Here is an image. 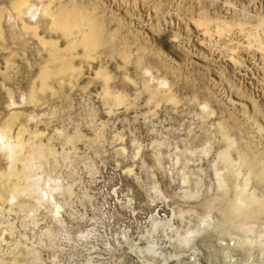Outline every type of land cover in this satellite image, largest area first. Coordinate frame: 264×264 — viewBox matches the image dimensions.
Here are the masks:
<instances>
[{
    "label": "rangeland",
    "instance_id": "374dc122",
    "mask_svg": "<svg viewBox=\"0 0 264 264\" xmlns=\"http://www.w3.org/2000/svg\"><path fill=\"white\" fill-rule=\"evenodd\" d=\"M6 126L62 222L0 152V264H264V0H0Z\"/></svg>",
    "mask_w": 264,
    "mask_h": 264
},
{
    "label": "bare ground",
    "instance_id": "6f19581e",
    "mask_svg": "<svg viewBox=\"0 0 264 264\" xmlns=\"http://www.w3.org/2000/svg\"><path fill=\"white\" fill-rule=\"evenodd\" d=\"M23 5H24V10L27 9V8H30V5H28V4L26 5V2L25 3L19 2V3L16 4L17 8H21V7H23ZM24 10H23V13L27 11V10L26 11H24ZM29 11H30V9H29ZM44 13H46V11H44ZM47 15L48 16L52 15L53 18H54L53 22H55L57 24V26H58L59 22H58L57 18H55V15H53L49 10L47 11ZM63 28L66 31H69L70 25L69 24L63 25ZM84 40H85V43L88 45V47H89V45L92 44L90 39L87 36L84 38ZM143 69H144V67H143ZM47 73L48 72H46V74ZM155 80H157V81L159 80L160 81L161 79L158 78V79H155ZM164 80L161 81V83L164 84V82L165 83L167 82L166 79H164ZM160 84H159V86H160ZM167 84H168V82H167ZM204 113L205 112H203V114ZM201 118H200V120H201ZM30 120H31V118H30ZM23 132H25V130L19 129L18 133L16 134L17 138H15V137H12L10 135V128L8 126L0 128V150H1L0 152H3L5 158L8 160V163L11 166H14L17 162L21 164L20 173H18L19 170L18 171H14V173H11V169H10V175H17L18 174L19 178H18V181L16 183H14L15 190H11L12 192L10 193L9 199L11 200V202H15L14 204L19 205L20 208H21L22 207V203H21L22 200H20V199L23 197V195H25L24 198L26 196H28L26 198H29V196H31L32 197V201H33V204H32V206L30 208L31 209L30 210L31 215H28V213H27L26 214L27 217H29V216H31V217L33 216L34 217L35 214L37 213V210L43 208V210L47 209L48 215H50L51 218L54 219V221H56L58 223H61L62 222V219H61V217H62V214H61L62 208H61V206L62 205H61L60 202H58L56 200L57 196L55 194V191L58 190V188H57L58 186H56V185H58V183L54 185V182L57 179H59V178H58V176H56L54 174L52 175V173H51L52 171L49 168L48 169L45 168V166H44L45 162H43L44 165L42 166V160H43V158L45 156L44 152H43V149H45V147L41 146L40 143H37V144L32 143L30 145L29 149L26 150L25 153L20 155V152H21V150L23 149V147L25 145V142H24V139H23V134H24ZM31 142L32 141H30V143ZM49 151H51V150L50 149L47 150V152H48L47 154H50ZM226 151L227 150H225L224 152H226ZM51 152H53V151H51ZM51 154L53 155V153H51ZM223 155L228 156L227 153H222V156ZM55 157H52L53 160H55ZM49 159H51V157H49ZM46 163H47V161H46ZM10 175H8L7 177H10ZM43 175H46V176H43ZM48 181H49V184H50V182H53L54 186L48 185V187H46ZM217 184H218L219 188H222L223 186H225L224 185V181H223L222 178L218 179ZM71 186H72L71 184H68L67 186L65 184V185L62 186V188L65 191L64 193H66V195H68V197L71 196V193H72V190L70 189ZM245 187H246V185H242L241 187H239V191L243 192V190H245ZM68 200H70V199H68ZM25 219H27V218H25ZM202 223H203V226H204L206 221H204V222L202 221ZM241 227H243V226H241ZM50 232L51 231L49 229H45V231H44L45 234H50ZM189 236H190L189 239L183 240L184 243L189 244L192 241L194 234L192 233ZM255 239H257L258 243H260V242L262 243L264 241L263 240L264 238L261 235H259V234L256 235ZM250 242H253V241H250ZM152 247H153L152 244H149V245L146 246V248H149V249L152 248ZM192 254H194V252ZM176 263L179 264V263H182V262H179V259H177ZM193 263L196 264L194 262V260H193Z\"/></svg>",
    "mask_w": 264,
    "mask_h": 264
}]
</instances>
